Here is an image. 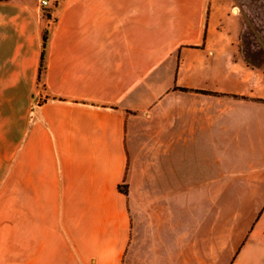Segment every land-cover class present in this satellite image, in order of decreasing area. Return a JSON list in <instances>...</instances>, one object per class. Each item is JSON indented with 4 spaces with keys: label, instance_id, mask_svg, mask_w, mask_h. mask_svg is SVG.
<instances>
[{
    "label": "crops",
    "instance_id": "crops-1",
    "mask_svg": "<svg viewBox=\"0 0 264 264\" xmlns=\"http://www.w3.org/2000/svg\"><path fill=\"white\" fill-rule=\"evenodd\" d=\"M239 15L0 0V264H264V67ZM131 156H182V185L134 186ZM208 156H240V183Z\"/></svg>",
    "mask_w": 264,
    "mask_h": 264
},
{
    "label": "rangeland",
    "instance_id": "rangeland-1",
    "mask_svg": "<svg viewBox=\"0 0 264 264\" xmlns=\"http://www.w3.org/2000/svg\"><path fill=\"white\" fill-rule=\"evenodd\" d=\"M236 4L240 8V52L249 64L264 67V0H236ZM131 157L128 176L134 186L144 183L182 185V156ZM239 157L208 156L204 167L220 169L225 188L226 185L240 183V171L245 166L242 167L243 163ZM193 158L194 156L191 159ZM122 191H128L125 183L122 185ZM130 264H134L133 259Z\"/></svg>",
    "mask_w": 264,
    "mask_h": 264
},
{
    "label": "built area",
    "instance_id": "built-area-1",
    "mask_svg": "<svg viewBox=\"0 0 264 264\" xmlns=\"http://www.w3.org/2000/svg\"><path fill=\"white\" fill-rule=\"evenodd\" d=\"M56 1L57 0H38V3L41 8L46 9L55 5Z\"/></svg>",
    "mask_w": 264,
    "mask_h": 264
},
{
    "label": "trees",
    "instance_id": "trees-1",
    "mask_svg": "<svg viewBox=\"0 0 264 264\" xmlns=\"http://www.w3.org/2000/svg\"><path fill=\"white\" fill-rule=\"evenodd\" d=\"M47 40H48V31H46L45 34H44V44H43V53H42V65H41V68H40V77H41V73H42V70H43V60H44V57H45V48H46V45H47ZM120 189L122 191V186H120Z\"/></svg>",
    "mask_w": 264,
    "mask_h": 264
}]
</instances>
